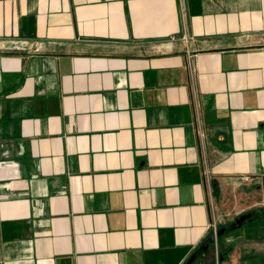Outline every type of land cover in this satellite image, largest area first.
Masks as SVG:
<instances>
[{"label": "crops", "instance_id": "1", "mask_svg": "<svg viewBox=\"0 0 264 264\" xmlns=\"http://www.w3.org/2000/svg\"><path fill=\"white\" fill-rule=\"evenodd\" d=\"M247 212L219 263L264 264V0H0V264H186Z\"/></svg>", "mask_w": 264, "mask_h": 264}, {"label": "rangeland", "instance_id": "2", "mask_svg": "<svg viewBox=\"0 0 264 264\" xmlns=\"http://www.w3.org/2000/svg\"><path fill=\"white\" fill-rule=\"evenodd\" d=\"M261 216H260V220L262 219V220H264V214H260ZM259 220V218H248V219H245V220H243L240 224H239V227H249L251 224H252V221H254V222H257ZM261 220V221H262ZM235 226H233V224H230L229 225V227L228 228H226L225 230H226V232L224 233H222L221 235H217V233L215 234V235H217V239H218V241H219V243H220V241H227V242H229L230 243V241L228 240L229 238V236L232 234V232H233V230L235 229L234 228ZM219 230V229H218ZM218 243V242H217ZM215 243H213V244H211V246L212 245H214ZM210 246V247H211ZM219 246H220V244H219ZM229 247H230V249L228 250H220V252H223L224 253V255L227 257L228 256V253H230V252H233L232 251V249H233V246L230 244L229 245ZM210 249V248H209ZM206 253H208V254H206V258H207V260H208V262L207 263H204V264H224V263H219L218 262V255H217V251H216V249H213L212 251H210L209 252V250H207V251H205ZM226 253V254H225ZM252 252H250V254H251ZM202 256V254L201 255H199L198 257H197V259L199 258V257H201ZM220 257V256H219ZM196 259V260H197ZM196 260L192 263V264H195V262H196ZM196 264H203V262H196Z\"/></svg>", "mask_w": 264, "mask_h": 264}, {"label": "water", "instance_id": "3", "mask_svg": "<svg viewBox=\"0 0 264 264\" xmlns=\"http://www.w3.org/2000/svg\"><path fill=\"white\" fill-rule=\"evenodd\" d=\"M250 216L251 212L243 213L237 216L233 221V226H238L243 220L250 218ZM225 229V227L220 228L217 232V235H221L225 231ZM217 235L211 234L210 236H208L194 251V253L191 255L186 264H192L200 254L209 250L211 244L217 242Z\"/></svg>", "mask_w": 264, "mask_h": 264}, {"label": "built area", "instance_id": "4", "mask_svg": "<svg viewBox=\"0 0 264 264\" xmlns=\"http://www.w3.org/2000/svg\"><path fill=\"white\" fill-rule=\"evenodd\" d=\"M211 228L213 230V234H216L218 232V226L216 222H213L211 225Z\"/></svg>", "mask_w": 264, "mask_h": 264}, {"label": "trees", "instance_id": "5", "mask_svg": "<svg viewBox=\"0 0 264 264\" xmlns=\"http://www.w3.org/2000/svg\"><path fill=\"white\" fill-rule=\"evenodd\" d=\"M226 230H227V229H226ZM226 230L224 231V233L226 232ZM220 254H221V255H224V253H223V252H220ZM225 254H226V253H225ZM224 256H225V255H224Z\"/></svg>", "mask_w": 264, "mask_h": 264}]
</instances>
